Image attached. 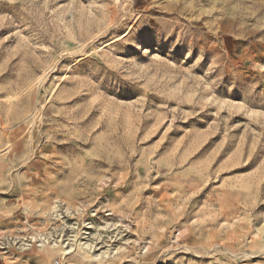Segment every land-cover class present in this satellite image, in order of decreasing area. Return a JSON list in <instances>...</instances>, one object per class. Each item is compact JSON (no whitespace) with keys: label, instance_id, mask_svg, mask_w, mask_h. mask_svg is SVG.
Listing matches in <instances>:
<instances>
[{"label":"rangeland","instance_id":"obj_1","mask_svg":"<svg viewBox=\"0 0 264 264\" xmlns=\"http://www.w3.org/2000/svg\"><path fill=\"white\" fill-rule=\"evenodd\" d=\"M264 264V0H0V264Z\"/></svg>","mask_w":264,"mask_h":264},{"label":"built area","instance_id":"obj_2","mask_svg":"<svg viewBox=\"0 0 264 264\" xmlns=\"http://www.w3.org/2000/svg\"><path fill=\"white\" fill-rule=\"evenodd\" d=\"M55 264H58L57 262Z\"/></svg>","mask_w":264,"mask_h":264}]
</instances>
